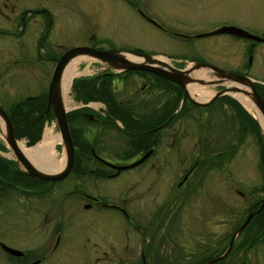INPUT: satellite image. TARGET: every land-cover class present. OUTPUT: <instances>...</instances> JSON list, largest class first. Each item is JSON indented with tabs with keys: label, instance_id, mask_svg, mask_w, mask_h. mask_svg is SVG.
<instances>
[{
	"label": "flooded vegetation",
	"instance_id": "1",
	"mask_svg": "<svg viewBox=\"0 0 264 264\" xmlns=\"http://www.w3.org/2000/svg\"><path fill=\"white\" fill-rule=\"evenodd\" d=\"M108 1L120 11L127 7L152 29L180 40L195 39L219 27L241 28L238 23L223 19L216 20L219 23L210 32L169 28L154 9L155 4L165 0ZM96 2L101 9L102 2ZM96 11L90 10L95 27L101 16ZM71 14H75L74 7ZM68 23L81 22L71 18ZM54 25V15L32 0H0V37L4 39H26L35 26L40 32L37 46L38 40L47 41ZM221 35L242 41L245 48L234 62L223 58L212 66L249 77L254 47L264 40L253 43L230 34ZM110 39L90 34L85 46L107 50L93 44H110ZM98 65L100 71L96 75H79L77 85L68 86L63 96L59 93L73 145L71 169L64 179L40 181L26 175L24 160L28 159L18 156L15 145L8 149L5 133L3 136L0 132V264H242L243 251H252L255 237L264 234V173L260 177L262 184L251 185L246 192L238 184H228L226 189L233 196L212 199L209 178L205 175L210 168L209 159L216 154L227 156L229 150L230 161L236 154V143L228 148L224 145L215 153L207 149L210 144L205 147L198 137L193 149L185 153L184 136L173 127L161 132L164 125L178 118L181 110H187L186 117L195 120L189 111L205 109L219 100L224 115L223 108L232 110L233 115L234 106L227 103L228 94L203 105L225 87L222 79L208 72L214 78L212 81L219 84L212 86L215 93L209 98L198 100L187 89L184 97L183 88L153 73L116 72ZM255 81L256 92L264 102L259 93L264 85ZM133 87L140 92L148 90L143 97L137 92L140 103L136 102ZM84 89L103 101L84 102V98L77 96ZM135 111L140 117L133 114ZM45 115H52L51 107ZM198 115L202 122L210 120L206 113ZM257 129L264 139L258 126ZM130 135L140 136L132 140L140 148L131 147V141L126 146V137ZM27 141L24 140V145ZM53 151L54 146L49 162L52 166H63V146L56 153ZM37 160L30 163L41 169L40 162L44 160ZM164 167H170V173L161 183ZM135 168L141 180L153 173L148 184L126 183V171ZM123 175L121 184H105ZM70 176L72 181L62 184ZM113 214H118L123 223L114 222ZM248 215L251 218L239 230Z\"/></svg>",
	"mask_w": 264,
	"mask_h": 264
},
{
	"label": "rangeland",
	"instance_id": "2",
	"mask_svg": "<svg viewBox=\"0 0 264 264\" xmlns=\"http://www.w3.org/2000/svg\"><path fill=\"white\" fill-rule=\"evenodd\" d=\"M96 1L32 0V3L49 11L55 18V25L50 30L47 41L40 48L36 46V40L40 32L35 26L28 32L26 39L23 40L11 41L2 38L3 36L0 37V108L2 110L7 111L9 107L23 99L45 93L54 66L53 59L65 50L87 45V37L90 34L112 38L110 44L106 42H104L105 44H93L100 48H108L100 51L140 52L156 59L163 58L162 60L166 64L170 60L169 58L174 59V62L176 59L178 60L177 63H172L175 64V68H181L182 65L186 68L187 65L195 63L197 60L206 62L209 65H214L215 62L219 63L218 61L223 58L229 63L230 61L234 62L240 57L242 50L245 48L242 41L236 42L230 36L221 34L198 39L180 40L152 29L127 7L120 11L108 0H100L102 7L99 9ZM72 7L75 9V14H71ZM97 9L101 16H98V26L95 27L96 21L90 10L95 12ZM154 9L166 24L165 26L169 28H191L190 30H194L195 33L210 32V29L219 23L216 20L223 19L238 23L241 28L253 35L261 36V34H264V0H181L179 3L165 0L164 3L155 4ZM71 18L81 23L69 24L68 21ZM21 48H23V51H21ZM254 48L251 67L247 71V75L249 79L254 81L257 79L264 84V43L258 44ZM43 54L45 55L43 56ZM74 59L80 60L75 64V74L72 76L71 81L79 75L90 77L100 71L99 62L97 63L86 55H79L71 61ZM243 61L245 63V58ZM199 71L208 75L210 77L208 80L212 81L214 79L212 74H208L206 70ZM200 80L203 82L208 81ZM126 83L131 84L132 82L126 81ZM194 84L203 88L207 87L206 91H208L209 96L215 93L212 86L197 84L194 81L187 85ZM131 90L136 93L137 103H140V95L143 97L148 91L145 88L143 92H140L138 87H133ZM137 92L140 95H137ZM231 93L229 92V94ZM220 103L221 100L213 102L212 106L205 109L192 111L193 113L189 111V114L195 117V120L187 118V110L183 109L177 115L178 120L176 119L170 125H164L161 129V132L165 133L173 127L176 133L184 136L182 144L183 150H186L185 153L193 149L192 145L198 137L199 140L205 143V147L210 144V148L207 147V149L215 153L220 152V148H223L224 145L228 148L231 147V144L236 143V154L230 161L229 150H227V156L216 154L211 157L209 159V170L205 168L207 170L205 175L209 178L210 198L212 199L233 196L232 193H229L230 190L226 189L228 184H238L239 189L246 192V189L251 185L262 184L260 177L264 173V156H261L262 140L256 138L253 130L250 129L252 127L247 122L240 121L237 109H233L235 114L233 112L232 115V110L223 108L226 110L224 115L223 111L219 109V107L221 108ZM246 112L249 114L247 110ZM200 113L209 115L210 120L202 122V118L198 117ZM133 114L140 117L136 111ZM130 125L133 124H127L126 127ZM46 130L49 131L50 138L52 137L49 142H53L56 150L53 152L56 153L58 149L62 148V143L54 120L44 126L43 137ZM0 132L4 136L5 129L1 121ZM186 134L187 136H185ZM139 137V135H130L128 137L130 139L126 137V146H129V141L140 139ZM112 138L114 140L113 136ZM234 139H237V141ZM42 140L36 146L41 145ZM19 144L22 145L21 142ZM130 146L135 149H138L137 146L140 148V144L135 145L133 142ZM232 150L234 151V149ZM51 152L52 149L46 151L48 154L45 153V155L49 156L52 154ZM169 173L170 167H164L160 178L161 183L165 182ZM152 175L153 173H148L141 180L138 168L127 170L126 183L129 184L130 181V184H133V182H135L134 184H148L147 182L151 180ZM123 177L124 175L106 181L105 184H121ZM70 181H72L71 176L64 180L62 184H69ZM135 191L138 192L139 189ZM245 207L246 202L243 201L242 213L244 215L246 214V211L243 210ZM112 218L116 223H123L118 214H113ZM250 218L251 216L248 215L247 221H244L239 230L245 227ZM255 239L252 243V246H254L252 251H243L244 262L242 264H264V234L258 233Z\"/></svg>",
	"mask_w": 264,
	"mask_h": 264
},
{
	"label": "water",
	"instance_id": "3",
	"mask_svg": "<svg viewBox=\"0 0 264 264\" xmlns=\"http://www.w3.org/2000/svg\"><path fill=\"white\" fill-rule=\"evenodd\" d=\"M216 34H230V35H233L239 38L250 40L253 43L262 42L264 40V35H262L261 37H257V36L249 34L248 32L244 30L234 28V27H221L210 33L200 34L195 37L200 38V37L216 35ZM124 54L131 55L136 60L130 61L127 58H125ZM79 55H86L92 59H95L96 61L100 63H106L109 69H113L116 71H121V70H124V71L125 70L126 71L128 70L136 71L137 70L138 71L139 70V71H147V72L153 73L183 88V90L185 91L184 97L187 95V92H188V91L186 92V85L192 81H194L197 84H204L207 86H216L219 84V82L217 81L208 80L206 82H203L200 79L191 78L189 75L190 71L206 70L207 72L215 73L216 77H219V79H222L221 83L224 84L225 87L222 90L215 93L214 97L211 100L205 102L203 104L204 106L208 105L209 103H211V101H213V99H216L219 96H222L224 94L229 95V92L241 94L250 99V101L253 103L257 111L262 115L263 120H264V102L256 92L255 84L257 82L252 81L248 77H245L239 74H233V73L221 70L219 68H216L212 65L199 63V62L191 63L190 64L191 66L189 67V69L176 70L164 62H160L158 59L152 56L139 55L135 53L130 54L129 52L124 53V52H116V51L114 52L97 51L90 47L72 48L70 50L65 51L58 58V60L56 61L54 65L51 78L49 81L48 89H47L46 106H45V112H47L49 110V107H51V111H52L57 129H58L60 138L63 143V148L65 151L64 169L59 174L53 175L52 173L46 170H41V169H38L32 166V164L28 160H24L26 175L30 177H34L41 181H58V180L63 179L64 177L68 175L71 165H72V159H73L72 142H71L70 134H69L68 127H67L65 112H64V109L62 107L61 100L59 97V81H60L62 72L65 66L68 64V62ZM237 102L239 103V101ZM241 107L243 108L242 105ZM0 120L2 121L5 127V135H6L5 139H6V142L8 143V147L10 148L11 146L15 145V140L13 137L12 127L9 122V119L1 108H0ZM258 127L260 129L259 125ZM15 149L17 150V154H19L18 155L19 157L21 158L25 157L22 152L20 153V150L17 149L16 145H15ZM142 159H140L138 162L132 165L138 164ZM128 167H132V166H128Z\"/></svg>",
	"mask_w": 264,
	"mask_h": 264
},
{
	"label": "trees",
	"instance_id": "4",
	"mask_svg": "<svg viewBox=\"0 0 264 264\" xmlns=\"http://www.w3.org/2000/svg\"><path fill=\"white\" fill-rule=\"evenodd\" d=\"M42 40L43 39L37 41L38 48L43 46L44 42ZM77 84L78 82L75 81L72 85L74 87ZM89 87L90 86H88L87 88ZM260 89L261 90H259V93L262 98H264V94L262 93V91H264V87ZM77 96L80 98H84V102L103 101L101 97H94L92 91H89L88 89H84L83 94L77 93ZM45 102L46 93H43L34 97L24 99L7 110V116L11 123L15 139L26 138L28 140L26 145L29 147L34 145L40 139L44 121H50L52 119L51 115L46 116L44 113ZM227 103L230 105L232 104V106L237 109V112H239L238 117L240 121L247 122L252 127L250 129L253 130L256 138L262 140V156H264V139L259 136L256 123L234 100H232L231 98H227ZM83 146L86 145L84 144Z\"/></svg>",
	"mask_w": 264,
	"mask_h": 264
},
{
	"label": "bare ground",
	"instance_id": "5",
	"mask_svg": "<svg viewBox=\"0 0 264 264\" xmlns=\"http://www.w3.org/2000/svg\"><path fill=\"white\" fill-rule=\"evenodd\" d=\"M125 58H127L128 60L132 61V60H136L133 56L131 55H126L124 54ZM77 58V57H76ZM80 58V57H79ZM132 58V59H131ZM163 59V58H162ZM161 58L158 59L160 60V62H164ZM80 59H74L73 61H70L66 67L64 68L63 72H62V76H61V81L59 82L60 88H61V95L63 96L64 91H66L70 84L71 78L72 76L75 74L74 73V68H75V64L79 61ZM191 65H187L186 68L182 69V70H186L189 69ZM203 72H200L199 70H192L189 72V75L191 78H197V79H204V80H208L210 77L208 75L202 74ZM186 89L187 91L190 92V94H194L195 96L198 97V100H205L207 98H209V93L208 91H206V88L200 87L196 84L194 85H186ZM63 91V92H62ZM231 96H234L235 98L238 99V101L241 103V105L249 112V114L256 120V122L258 123V125L260 126V129L262 131V133H264V120L262 115L257 111V109L255 108V106L253 105V103L250 101V99L248 97H245L244 95L241 94H236V93H231ZM62 103V101H61ZM5 129V127H4ZM6 136V135H5ZM54 137V136H53ZM52 138V137H51ZM50 136H49V131L46 130L42 143L41 145H38L34 148L31 149H24L22 148V146L20 144H17L19 149L21 150V152L23 153V155L30 159V161L32 159L35 160V158L37 156H41L43 155L46 151L51 150L52 146H53V142L50 143ZM57 138V137H56ZM6 140V139H5ZM39 167V166H38ZM41 168H47L45 165L40 164Z\"/></svg>",
	"mask_w": 264,
	"mask_h": 264
}]
</instances>
